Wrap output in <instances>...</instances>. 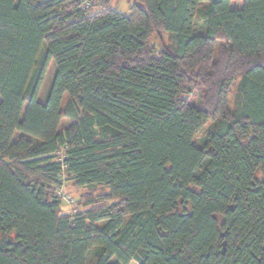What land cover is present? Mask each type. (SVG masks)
Masks as SVG:
<instances>
[{
    "label": "trees",
    "instance_id": "16d2710c",
    "mask_svg": "<svg viewBox=\"0 0 264 264\" xmlns=\"http://www.w3.org/2000/svg\"><path fill=\"white\" fill-rule=\"evenodd\" d=\"M111 3L0 0V264H264V0Z\"/></svg>",
    "mask_w": 264,
    "mask_h": 264
},
{
    "label": "rangeland",
    "instance_id": "374dc122",
    "mask_svg": "<svg viewBox=\"0 0 264 264\" xmlns=\"http://www.w3.org/2000/svg\"><path fill=\"white\" fill-rule=\"evenodd\" d=\"M127 1L128 0H122L120 2V7H119V12H121L122 14H125V15L129 14V8H130V6L132 4V3H130V5H129ZM241 4H242V0H233V6L239 7ZM150 43L153 44L159 50V48L161 46L167 45V44L170 43V36L167 33H162V34H158V35L154 34L153 37L150 40ZM42 51H43V49H42ZM54 71H55V64H54V62H51L49 67H48L47 74L45 76L43 85H42L41 90H40L39 98L41 100L45 96V93H46V91L48 89V86L50 84V81H51V78L53 76ZM233 93H235V90L233 91ZM232 101H233V96L231 97V102ZM70 123H71V121L68 120V119L63 120L62 124H61V129H64ZM209 125H210V122L199 133V135L197 137V141H200L201 138H203V136L206 133V129L208 128ZM88 192H89V189L76 187L74 185L73 181H69L65 185V187L63 188V193H62V196H61L63 212L64 213H73V212L80 211L82 209V207H80L78 205V202L81 199V197L83 195L87 194Z\"/></svg>",
    "mask_w": 264,
    "mask_h": 264
},
{
    "label": "crops",
    "instance_id": "0c3cea01",
    "mask_svg": "<svg viewBox=\"0 0 264 264\" xmlns=\"http://www.w3.org/2000/svg\"><path fill=\"white\" fill-rule=\"evenodd\" d=\"M121 1H122V0H112V3H111L112 8H114V9H116V10L119 11V7H120V2H121ZM131 1H132V0H128V1H127L129 5H130ZM40 100H41V99H40Z\"/></svg>",
    "mask_w": 264,
    "mask_h": 264
},
{
    "label": "built area",
    "instance_id": "2783aa9c",
    "mask_svg": "<svg viewBox=\"0 0 264 264\" xmlns=\"http://www.w3.org/2000/svg\"><path fill=\"white\" fill-rule=\"evenodd\" d=\"M84 7H88V3H85L84 4ZM58 194L60 195V196H62V192L60 191V192H58ZM62 199V198H61Z\"/></svg>",
    "mask_w": 264,
    "mask_h": 264
}]
</instances>
